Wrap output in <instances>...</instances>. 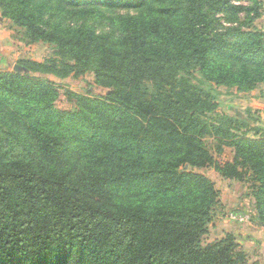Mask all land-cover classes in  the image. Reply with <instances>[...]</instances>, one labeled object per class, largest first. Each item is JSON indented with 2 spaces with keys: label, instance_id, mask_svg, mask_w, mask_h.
Returning <instances> with one entry per match:
<instances>
[{
  "label": "trees",
  "instance_id": "1",
  "mask_svg": "<svg viewBox=\"0 0 264 264\" xmlns=\"http://www.w3.org/2000/svg\"><path fill=\"white\" fill-rule=\"evenodd\" d=\"M54 1L136 13L105 16L106 32L51 29L43 14ZM253 9L231 0H0L2 17L56 47L42 61L19 60L26 72L0 71V136L24 148L21 158L0 150V264L245 263L230 233L202 243L218 190L195 170L212 165L239 180L250 172L264 220V127L216 111L215 87L247 91L264 80L255 76L264 32L217 26L214 15ZM89 70L106 92L67 89L75 109L56 108L57 88L41 74ZM243 128L257 138L234 131ZM207 136L218 150L233 146V160L216 161Z\"/></svg>",
  "mask_w": 264,
  "mask_h": 264
},
{
  "label": "rangeland",
  "instance_id": "2",
  "mask_svg": "<svg viewBox=\"0 0 264 264\" xmlns=\"http://www.w3.org/2000/svg\"><path fill=\"white\" fill-rule=\"evenodd\" d=\"M231 3L236 7L251 8L256 5L258 15L254 16V9L238 10L229 14L219 11L214 15L217 19V26H236L243 30L256 28L264 32V0H231ZM70 6L66 4L61 9L56 1L50 3V8L43 15L50 22L51 29L56 23H61L64 28L71 25L89 27L96 32H106L111 28V22L105 16L113 14L117 17H124L136 13L134 9H126L122 6L109 9L101 5L100 10L94 15L89 11L81 13ZM55 50L56 47L51 42L32 40L23 26L17 25L10 18L2 17L0 11V71H15L17 67L20 68L19 71L26 72V69L19 65V60L42 61L45 57L51 56ZM263 75L264 71L255 73L257 77ZM41 76L57 88L54 105L60 109H75L73 103L66 99L67 89L92 97L103 95L106 92L105 87L95 82L94 73L91 70L78 76L70 74L61 79L53 74H41ZM215 88L219 91L216 98L217 112L245 119L251 126L264 127V80L257 81L255 86L247 91H237L235 86ZM244 129L246 128L234 131L239 136L243 134L242 137L257 138L254 131ZM7 140H9L7 134L0 136V150L10 151L9 156L13 158L23 157L24 148L20 145L12 146ZM204 141L216 161L224 163L233 160L235 153L233 146L222 145L221 150H218V142L214 136H207ZM195 171L207 176L218 190V202L212 209V219L208 224V232L202 237V243H212L230 233L245 253L244 264H264V220L260 217L256 207L259 182L251 180L250 172L241 180L222 177L212 165Z\"/></svg>",
  "mask_w": 264,
  "mask_h": 264
},
{
  "label": "water",
  "instance_id": "3",
  "mask_svg": "<svg viewBox=\"0 0 264 264\" xmlns=\"http://www.w3.org/2000/svg\"><path fill=\"white\" fill-rule=\"evenodd\" d=\"M15 69H16V70H20V68H17V67H16Z\"/></svg>",
  "mask_w": 264,
  "mask_h": 264
}]
</instances>
